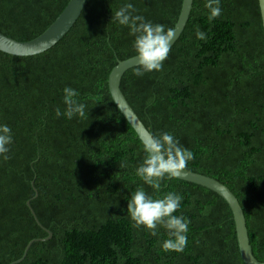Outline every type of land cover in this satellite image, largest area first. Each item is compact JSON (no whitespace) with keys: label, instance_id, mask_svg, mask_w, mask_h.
<instances>
[{"label":"trees","instance_id":"obj_1","mask_svg":"<svg viewBox=\"0 0 264 264\" xmlns=\"http://www.w3.org/2000/svg\"><path fill=\"white\" fill-rule=\"evenodd\" d=\"M70 0H0V33L17 41L42 34ZM135 15L174 29L182 0H87L69 32L34 56L0 52V126L11 129L0 155V264H245L232 211L204 187L165 178L156 190L136 175L144 144L116 108L108 78L136 56L135 37L112 19ZM194 0L162 70L129 69L121 91L149 133L168 132L194 154L185 170L226 185L246 219L253 256L264 262V29L258 0H220L209 20ZM206 33L200 40L195 30ZM85 116L59 118L63 89ZM120 165H124L120 167ZM183 197L173 213L188 221L182 252L164 251L167 230L136 227L127 203L137 188ZM30 201L31 209L27 206ZM32 211L36 215L34 217ZM48 232L51 238L46 240Z\"/></svg>","mask_w":264,"mask_h":264},{"label":"clouds","instance_id":"obj_2","mask_svg":"<svg viewBox=\"0 0 264 264\" xmlns=\"http://www.w3.org/2000/svg\"><path fill=\"white\" fill-rule=\"evenodd\" d=\"M219 4L220 0H206L205 8L210 12L208 16L210 21L220 16ZM135 11L131 3H126L115 12L112 19L122 26H127L130 29L129 34L135 37L133 48L138 67L134 74L140 77L145 72L162 70L163 62L171 51L174 30L172 28L165 30L164 25L147 22L143 16L135 15ZM195 34L200 40L206 38V33L201 31L199 26L196 27ZM63 93L66 108L62 113L57 107L56 117L64 115L71 119L77 114L84 117L86 106L78 101L79 93L71 87H65ZM11 143L10 127L0 126V155L5 160L10 158L6 154ZM144 150L146 156L136 169V175L156 190L161 188V181L165 176L171 178L180 175L187 168L188 162L194 159L193 152L181 146L168 132H160L158 135L149 133L144 142ZM182 200V196L173 192H168L161 198H153L141 187L131 194L127 203V213L134 226H143L153 236L157 235L158 227L167 230L168 238L162 243L164 251L182 252L187 244L186 233L190 221L183 216L173 215L179 209Z\"/></svg>","mask_w":264,"mask_h":264},{"label":"water","instance_id":"obj_3","mask_svg":"<svg viewBox=\"0 0 264 264\" xmlns=\"http://www.w3.org/2000/svg\"><path fill=\"white\" fill-rule=\"evenodd\" d=\"M86 2L87 0H70L62 10L60 15L55 19V21L42 34H40L33 40L26 42L17 41L0 33V52L6 53L10 56L28 57L41 54L51 49L74 26V24L82 14ZM193 2L194 0H182L180 14L173 29L174 39L171 42V47L180 38L185 29L193 8ZM258 2L264 29V0H258ZM137 66L138 62L136 60V56L131 57L127 60L119 61L109 74L108 87L111 98L116 108L135 131L139 140L144 144L149 132L146 129L145 125L141 122L131 105L128 103L120 88L121 79L125 72ZM173 178L204 187L222 197L229 205L233 214L237 241L243 262L245 264H264V262H259L253 256L243 209L237 197L230 191V189L226 185L208 176L193 173L187 170H184L180 175H177ZM27 206L31 209L29 201L27 202ZM32 213L36 218V215L33 211ZM51 236L52 234L48 232V237L46 240L50 239ZM32 243L33 241H30L26 246L23 258L13 262L12 264H17L24 259Z\"/></svg>","mask_w":264,"mask_h":264},{"label":"rangeland","instance_id":"obj_4","mask_svg":"<svg viewBox=\"0 0 264 264\" xmlns=\"http://www.w3.org/2000/svg\"><path fill=\"white\" fill-rule=\"evenodd\" d=\"M142 122V121H141ZM30 202V201H29ZM31 206V205H30Z\"/></svg>","mask_w":264,"mask_h":264}]
</instances>
